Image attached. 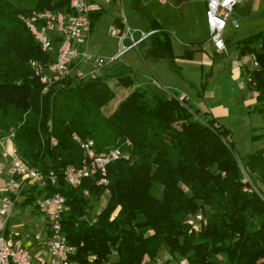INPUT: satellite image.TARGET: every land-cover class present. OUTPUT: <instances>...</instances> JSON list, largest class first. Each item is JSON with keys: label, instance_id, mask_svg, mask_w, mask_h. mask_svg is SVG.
I'll use <instances>...</instances> for the list:
<instances>
[{"label": "trees", "instance_id": "16d2710c", "mask_svg": "<svg viewBox=\"0 0 264 264\" xmlns=\"http://www.w3.org/2000/svg\"><path fill=\"white\" fill-rule=\"evenodd\" d=\"M68 2L0 0V138L12 129L18 157L55 177L54 185L22 190L24 199L15 206L63 197L60 233L75 249L69 257L73 264H141L154 259L160 247L188 264H216L217 255L226 264H264V150L239 158L229 129L206 114L202 118L185 98L180 103L176 95L154 89L131 90L109 114L105 110L114 92L102 78L68 79L41 92L28 61L47 56L17 17L66 12ZM102 13L89 12L88 31ZM144 17L153 33L137 44L138 49L147 43L140 57L167 60L180 73L169 33ZM236 49L256 57L258 68L243 75L256 94L250 113L264 115V30L237 42ZM191 55L187 50L183 58ZM117 85L129 87L131 80L117 78ZM73 135L91 140L96 153L127 140L129 159L107 164L103 185H97L96 175L69 186L62 170L83 160ZM242 169L256 191H244L251 185ZM89 198H104L103 207L95 211ZM200 210L205 223L195 233L186 218Z\"/></svg>", "mask_w": 264, "mask_h": 264}, {"label": "built area", "instance_id": "2783aa9c", "mask_svg": "<svg viewBox=\"0 0 264 264\" xmlns=\"http://www.w3.org/2000/svg\"><path fill=\"white\" fill-rule=\"evenodd\" d=\"M89 1L69 0L66 12L31 11L17 17L39 49L47 56L45 61H28L33 76L42 85L43 94L54 84L68 79L77 82L94 79V76L83 70L84 66H91L94 72L105 64L114 63L122 54L136 48L137 44L153 33H141L134 40L130 28L126 27L124 35L121 36L113 26L109 27L108 35L119 39L118 53L106 60L91 57L85 51ZM164 1L158 0L160 3ZM260 2L264 8V0H205V21L209 30V41L217 52L227 51L223 32L235 9L244 5L253 7ZM230 26L236 29L238 24L230 20ZM253 60L251 70L258 68L254 55ZM152 85L167 88L156 79H152ZM184 98L178 97L179 102ZM12 137V129H9L7 135L0 138V264H73L69 257L74 254L75 249L66 245L60 233L61 215L66 210L64 199L60 195L37 198L32 206L25 207L31 210L34 207L41 216L43 221L39 228L35 227L33 231H15L9 227L12 209L24 199L20 195L22 190H27L31 186L43 189L47 183L55 184L52 173L43 175L36 169L28 167L18 157L11 142ZM3 140L9 143L8 148L2 146ZM72 140L81 150L83 160L78 167L66 166L62 170L63 181L69 186H76L80 180L94 178L96 175H100L97 185H103L106 165L113 161L129 159L130 143L127 140L121 147H113L99 153L94 151L91 140L81 141L74 135ZM242 173L244 181L250 184L246 172ZM251 190L256 191L252 185L251 189H244L246 192ZM191 218L190 220L198 224L204 220L202 214ZM37 251L45 253L47 258L44 259L40 254L34 253Z\"/></svg>", "mask_w": 264, "mask_h": 264}, {"label": "rangeland", "instance_id": "374dc122", "mask_svg": "<svg viewBox=\"0 0 264 264\" xmlns=\"http://www.w3.org/2000/svg\"><path fill=\"white\" fill-rule=\"evenodd\" d=\"M122 5L124 4V9L127 10V0L121 1ZM243 7V6H241ZM110 15L102 13L97 20L94 22L93 27L94 29V36L90 38L89 45L92 48H97V54L104 57L107 56L108 52H113L116 40L108 34H105V30L110 26L111 22ZM145 20V17H144ZM231 20H235L238 24V27L234 29L230 25H228L224 32H223V40L228 42L229 45L233 48L230 49L227 53L223 55H218L213 53L211 47L206 45L205 42L203 44V51L201 54L193 55L195 52H192V55L189 58H183L185 51L183 50L179 59L181 61H185L186 59H193L198 60L200 57L204 56V62L202 69L200 65L193 64L192 67H187L185 64V72L182 73V78L180 79V84L186 88V93L188 96H191L189 102L187 101L186 97L185 100L189 105L190 109H197L199 101L197 100L196 94H200L198 97L199 100L203 98L204 91L206 93L205 97H209L210 95L213 96L215 102L207 103L209 108L213 107L215 111L221 116L222 118H236V121H231V140L234 143L235 152L239 158H243L247 154H250L255 151H260L264 148V115L258 113H247L248 110V88L243 76L244 68L251 70L253 65V54H245L241 56L237 53V49L235 48L237 42L253 36L262 30H264V8L260 5V9L257 12H248V13H240V11L235 10L234 13L231 15ZM146 21V20H145ZM92 33V34H93ZM171 39V38H170ZM87 42V41H86ZM171 41V46L172 45ZM117 48V46H116ZM181 49L182 46H180ZM116 50V49H115ZM135 53V51H133ZM172 53L174 56V48L172 47ZM130 54L124 55L118 62H115V67L113 71L115 73L121 72L124 69V65L120 64L121 62L130 60ZM139 60V63L143 65V60L139 55L135 54ZM175 57V56H174ZM239 58V61H238ZM101 60L102 59L99 57ZM142 60V61H141ZM139 67L137 65L134 68ZM146 71V70H145ZM147 72L143 71V74ZM184 74V75H183ZM199 76V77H196ZM201 77V79H199ZM194 79L198 81H194ZM151 83V82H150ZM150 83L146 84L143 88L136 87L134 89L145 90L146 88H150L151 90H156L166 94L168 97H172L175 95L169 88H157ZM206 83V84H205ZM164 85V84H163ZM110 89L114 92V98L108 103L106 108V114L111 113L117 103L126 96L122 91L128 87H121L120 85L113 86L111 84L107 85ZM132 89V90H134ZM252 92V91H251ZM180 97V96H176ZM242 98H245L242 104ZM197 100V101H196ZM223 100H226L227 103L224 104ZM241 100V101H240ZM238 102H240L238 104ZM181 103V102H180ZM186 104V105H187ZM253 104V103H252ZM250 104V106H252ZM253 109V108H252ZM202 111V109H199ZM205 109L204 111H206ZM202 114V113H201ZM203 118L204 116L201 115ZM220 117L219 123H225V120H222ZM245 171L242 169L241 173ZM88 197V196H85ZM89 205H91L95 211L101 209L104 205V198L88 199ZM32 211V210H31ZM28 213L32 215V212ZM26 215L25 210L20 205H16L11 212V217L9 219L8 224L15 228L14 225L18 224L19 221L22 222L25 218H29V215ZM198 214H202L204 219V214L200 210L195 214H189L186 218V223H188L192 228L193 232H198L201 230L202 225L205 223L204 220L201 223H196L191 217H194ZM33 219L36 228L39 227V224L42 222L41 216L37 215L34 216ZM190 217V218H189ZM28 230H32V227H27ZM114 256L111 255L110 260H113ZM213 262L216 264H226L225 258L223 255H217L212 259ZM141 264H188L185 258L180 256L172 257L168 254L165 248L160 247L156 253L154 259L150 260L148 258H144Z\"/></svg>", "mask_w": 264, "mask_h": 264}, {"label": "crops", "instance_id": "0c3cea01", "mask_svg": "<svg viewBox=\"0 0 264 264\" xmlns=\"http://www.w3.org/2000/svg\"><path fill=\"white\" fill-rule=\"evenodd\" d=\"M122 0H90V11H95L98 9H101L105 12V14L110 15L111 22L109 27H114L119 35H124L125 28H130L131 31H133V39L136 40L141 33H149L151 32L148 28V23L144 20V16L148 15L152 18H154L157 23L159 24L162 29L167 31L170 35L172 42V47L174 48V56H175V64L179 66L180 73H177V71L171 67L169 61L167 60H160V61H153V62H144L143 65L139 63L138 58L135 54H143L145 51V47L147 43L143 42L140 46V48H132L128 51H126L124 54H122L115 62H118L119 59H121L126 54H131L130 60L121 62L120 64L124 65V69L121 72L115 73L113 69L117 66H115L114 63L105 64L101 68L95 70L93 72V69L91 66L86 65L83 67V70L87 73H90L91 76H94L95 78H102L104 79L105 83L107 85L111 84L113 86H116L117 78L121 77H128L131 80V85L123 89V93L126 95L130 90L141 87L143 88L146 84L152 83V79H156L160 84H164L165 87L169 88L176 96H184L186 97L187 101L191 99V96H188L186 93V88L183 87L180 84V79L182 78L181 72H185V66L192 67L193 64L200 65V68L203 67L204 62V56L194 60L193 59H186L185 61H181L179 59L182 51L188 50L195 52L193 55H199L203 51V44L206 42V45H209L213 51V53L218 55H223L224 53L228 54V51L230 49H233L227 42H225L227 51L223 53H219L215 50L213 45L209 41V30L206 26L205 21V0H165L164 2L160 3L158 0H127V10L124 9V4L121 3ZM263 2V1H262ZM262 2H260L259 5H255L251 7L250 5H244L243 7H238L235 10L240 11V13H248V12H257L260 9V5H262ZM230 20L228 25H230ZM235 21V20H231ZM109 27L105 30V34H108L107 31ZM94 27L91 28V30L88 31L87 37H86V53L94 58H102V59H108L110 57H113L118 53L119 50V39L114 38L116 40L114 50L113 52H108L107 56H100L97 53V48H92L89 45V40L91 37L94 36ZM148 31V32H147ZM93 33V34H92ZM117 46V48H116ZM182 46L183 49L180 48ZM236 48V46H235ZM116 49V50H115ZM135 51V53L133 52ZM237 53L240 54V51L237 49ZM140 58V55H139ZM142 61V60H141ZM239 61V58H238ZM240 62V61H239ZM139 65V67H136ZM115 66V67H114ZM246 68H244L245 70ZM146 70V71H145ZM243 70V72H244ZM144 72H147L146 74H143ZM93 72V73H92ZM92 73V74H91ZM244 74V73H243ZM184 75V74H183ZM244 76V75H243ZM199 77V76H196ZM180 78V79H179ZM201 79V77L199 78ZM245 79V77H244ZM194 81H198L194 79ZM246 82V81H245ZM150 83V84H151ZM206 84V83H205ZM152 85V84H151ZM248 88V87H247ZM247 100H248V110L247 113H250L251 109L256 105V94L254 92H251L249 89ZM206 93L208 92L204 91L203 98L199 100L200 94H196L197 100L199 101L198 107L195 110H198L201 115L206 114L208 118L212 117L215 120L218 121L221 116L215 111L213 107L209 108L207 106V103H210L208 101H211V103H214L215 100L213 96L205 97ZM196 100V101H197ZM245 98H242V104ZM241 101V100H240ZM223 103L226 104L227 101L223 100ZM240 102H238L239 104ZM253 103V104H252ZM252 104V106H250ZM199 109H202L200 111ZM207 109L206 111H204ZM251 114V113H250ZM228 118L224 119L221 117L222 120H225V123H221L224 125L227 129L230 130L231 127V121H236V118ZM1 144L4 148L9 147V143L7 141H1ZM264 150V148L262 149ZM1 182V181H0ZM23 210H25L26 215L30 213L31 209L23 207ZM32 215H29V218H25L22 222L19 221L18 224L14 225L15 228H12L10 225L9 227L17 230H28L27 227H32L33 231L36 225L34 224L33 219L34 216H37L36 211H31ZM42 219V218H41ZM43 221V220H42ZM42 223V222H41ZM41 223L39 224V227L41 226ZM38 227V228H39ZM35 254H40L42 258L46 259L47 256L42 251L34 252Z\"/></svg>", "mask_w": 264, "mask_h": 264}]
</instances>
